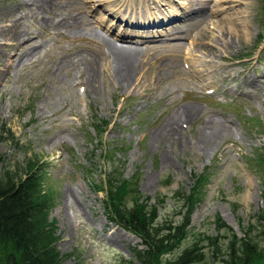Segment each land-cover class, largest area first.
Here are the masks:
<instances>
[{
    "label": "rangeland",
    "instance_id": "374dc122",
    "mask_svg": "<svg viewBox=\"0 0 264 264\" xmlns=\"http://www.w3.org/2000/svg\"><path fill=\"white\" fill-rule=\"evenodd\" d=\"M82 1L39 13L8 1L22 30L33 36L24 48L38 47L0 78V181H17L31 166L42 171L39 192L47 200L61 264H141L135 254L144 248L140 239L109 219V183L122 185L125 208L143 203L147 214H155L160 237L187 222L162 263L190 248L203 258L196 264H242L246 242L263 252L264 0L242 1L248 7L239 10L246 12L251 30L240 40L220 43L231 60L214 58L222 69L215 71L193 68L189 39L180 52L167 37L151 45L115 40L105 30L112 24L107 9L91 12L86 6L91 0ZM215 2H208L209 10ZM6 9L0 0V22ZM87 13L105 39L160 56L153 69L138 70L131 88L108 84L99 72L92 90L85 62L101 58L86 47L88 29L75 34L48 25L65 14ZM226 15L209 19L217 23ZM180 24L185 25L178 34L188 38L200 29L190 20ZM195 55L210 60L201 51ZM62 59L68 67L56 69ZM191 107L193 117L183 120L181 111ZM176 122L180 136L161 135ZM94 124H101V136ZM210 134L214 140L204 150L201 143Z\"/></svg>",
    "mask_w": 264,
    "mask_h": 264
},
{
    "label": "bare ground",
    "instance_id": "6f19581e",
    "mask_svg": "<svg viewBox=\"0 0 264 264\" xmlns=\"http://www.w3.org/2000/svg\"><path fill=\"white\" fill-rule=\"evenodd\" d=\"M8 1L17 3L15 8H22L29 12L46 11V8H65L68 3L75 5L78 1L82 0H2L7 3V9L2 15L0 22V78L2 75L8 73L14 66L23 65L28 56H32L36 51V47L24 48L33 42V36L26 31L22 30L20 19L13 7V4H8ZM68 1V3H67ZM210 1V0H209ZM208 0H91V4L86 5L91 12L106 11L109 15L112 24L109 29L106 27V32L115 37V40L121 42L137 41L140 43L153 44L154 40H163L166 37L177 41L172 46L177 52L185 50L187 44L183 40H190L188 59L193 68L201 67L203 71L209 69H218L217 63L214 58L222 61L231 60L222 54L219 45L220 43L234 42L246 33L245 31L251 30L248 22V16H243L246 12L239 10L242 5L245 8L248 5L243 4V0H216L215 5L209 10ZM241 5V6H240ZM236 6H239L236 8ZM82 7L84 9L83 1ZM81 9V8H80ZM66 10V9H62ZM100 12V11H99ZM226 12L227 15L221 18L217 23L211 22L209 17L221 15ZM103 13V12H102ZM55 16H57L55 14ZM89 16L87 18L80 14L70 15L65 14L57 21H45L48 25L55 27V30L75 33L80 31L82 27L88 29V50H91L99 58L101 63L94 64V60H87L86 70V83L92 90H96L97 82H99L101 72L103 77L107 79V83L112 81L113 85L121 89H129L133 85V78H135L138 70L153 69L155 60L160 59L159 55L147 56L137 46L128 47L117 45L114 41L105 39L104 36L93 27L90 23ZM23 18V17H22ZM58 19V17H57ZM115 20V22H113ZM190 20L192 26L200 27V31H196L195 36L190 38L182 36L179 29L185 24L181 25L180 21ZM44 22V21H43ZM56 22V24L54 23ZM103 23V22H102ZM118 24L123 25L115 33L114 30ZM102 27V26H101ZM104 28V26H103ZM77 30V31H76ZM228 44H225L227 46ZM33 46V45H32ZM169 45L164 46L167 47ZM85 47V48H86ZM163 47V46H162ZM170 47V46H169ZM160 48V47H157ZM201 51L203 55L207 56L210 60L206 61L195 55V52ZM183 53V52H182ZM76 56H73V58ZM176 57L182 59L181 54ZM150 60V62H148ZM72 65L77 63L69 60ZM76 63V64H75ZM232 65H235L234 63ZM58 67V68H57ZM56 69H66L67 61L62 59ZM79 69V68H78ZM229 71L227 72V74ZM227 77V75L225 76ZM231 77V76H229ZM182 119L188 120L193 117L196 112L195 107L189 110L181 111ZM179 123L171 125L167 132L161 134L173 140L176 136L182 134V129L178 126ZM175 126V127H174ZM218 132H221L220 130ZM160 138V137H159ZM159 138L157 140H159ZM214 140V135L210 134L208 138L203 141L202 148L207 150L209 143ZM150 180H148V183Z\"/></svg>",
    "mask_w": 264,
    "mask_h": 264
},
{
    "label": "trees",
    "instance_id": "16d2710c",
    "mask_svg": "<svg viewBox=\"0 0 264 264\" xmlns=\"http://www.w3.org/2000/svg\"><path fill=\"white\" fill-rule=\"evenodd\" d=\"M99 125L94 124L93 130L101 136L103 131ZM41 174L40 169L31 166L17 181H0V264H61L55 248L54 228L47 220V200L39 192ZM107 185L109 219L140 239L144 248L135 254L141 264H196L203 260L195 248H190L175 260L162 263L161 256L180 243L187 222L182 229L177 226L172 231L164 230L165 236L160 237V228L152 223L153 212L147 214L143 203L125 208L122 185L116 188L112 183ZM262 213L264 216V211ZM243 249L246 263L242 264H264V251L256 244L246 242Z\"/></svg>",
    "mask_w": 264,
    "mask_h": 264
}]
</instances>
